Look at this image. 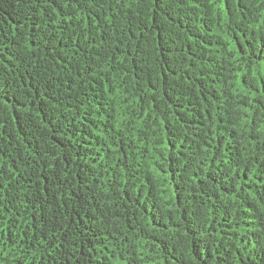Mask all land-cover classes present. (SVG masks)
<instances>
[{"label":"trees","instance_id":"obj_1","mask_svg":"<svg viewBox=\"0 0 264 264\" xmlns=\"http://www.w3.org/2000/svg\"><path fill=\"white\" fill-rule=\"evenodd\" d=\"M0 264H264V0H0Z\"/></svg>","mask_w":264,"mask_h":264}]
</instances>
